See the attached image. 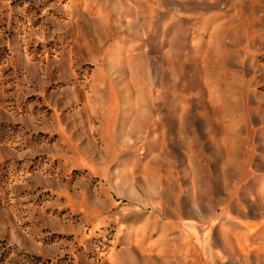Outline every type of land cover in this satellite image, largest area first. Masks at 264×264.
I'll use <instances>...</instances> for the list:
<instances>
[{
  "label": "rangeland",
  "instance_id": "rangeland-1",
  "mask_svg": "<svg viewBox=\"0 0 264 264\" xmlns=\"http://www.w3.org/2000/svg\"><path fill=\"white\" fill-rule=\"evenodd\" d=\"M0 264H264V0H0Z\"/></svg>",
  "mask_w": 264,
  "mask_h": 264
}]
</instances>
